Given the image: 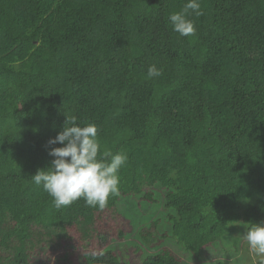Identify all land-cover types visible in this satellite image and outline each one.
Returning a JSON list of instances; mask_svg holds the SVG:
<instances>
[{"label":"trees","instance_id":"trees-1","mask_svg":"<svg viewBox=\"0 0 264 264\" xmlns=\"http://www.w3.org/2000/svg\"><path fill=\"white\" fill-rule=\"evenodd\" d=\"M186 2L0 0V264H264L240 255L264 223V0H199L182 37ZM73 118L128 157L103 209L31 178Z\"/></svg>","mask_w":264,"mask_h":264},{"label":"clouds","instance_id":"clouds-1","mask_svg":"<svg viewBox=\"0 0 264 264\" xmlns=\"http://www.w3.org/2000/svg\"><path fill=\"white\" fill-rule=\"evenodd\" d=\"M200 8L199 0H187L181 12L171 13L168 19L173 31L182 37L195 35L196 27L188 14L191 10L200 15ZM161 74L162 70L155 65L148 69L150 78ZM66 123L63 130L48 142L49 145H63L51 148L49 155L54 157L51 166L38 170L31 178L53 198L57 209L81 198L88 206L103 209L110 197L119 195L118 173L127 162V154L101 152L95 124L79 126L75 118ZM244 239L251 253L264 258V223H252L246 228Z\"/></svg>","mask_w":264,"mask_h":264},{"label":"rangeland","instance_id":"rangeland-1","mask_svg":"<svg viewBox=\"0 0 264 264\" xmlns=\"http://www.w3.org/2000/svg\"><path fill=\"white\" fill-rule=\"evenodd\" d=\"M125 206H127V204H125ZM130 210H131V207H130ZM118 222L119 221H115L116 224ZM144 224H146V223L143 222V223L139 224L138 226H136V229L138 230ZM119 225L121 227L125 228V230H128L129 229L128 227H126L121 222H119ZM130 228H133L134 229L135 227L131 224ZM245 232H246V229H244L242 231V234H241L242 237H241V241H240V245H241L240 255L241 256H244V261L246 263V262H248L249 258H255L257 256H255L253 253L250 252L249 247H248V244H244V241H245L244 234H245ZM167 243L169 244V246H171V245L177 246L172 241H169ZM114 248L120 252V254H121L122 257H124L126 259H129V260L132 259L133 262L134 261H137V262L139 261V259H138V254L139 253L134 251V246H129V245H126L125 243H122V245L115 246ZM209 255H210V250H205L203 252L202 256H201V259L204 261V260H206L208 258ZM231 256H233L235 259H238V256L237 255H234V254L222 255V256L219 255L220 258H225V259H229V260H232Z\"/></svg>","mask_w":264,"mask_h":264}]
</instances>
